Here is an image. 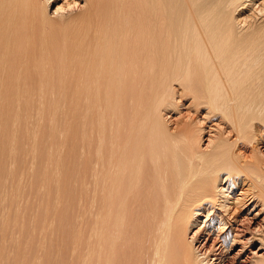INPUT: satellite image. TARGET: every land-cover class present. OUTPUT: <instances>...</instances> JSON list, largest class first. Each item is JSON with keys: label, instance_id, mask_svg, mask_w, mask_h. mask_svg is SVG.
<instances>
[{"label": "bare ground", "instance_id": "bare-ground-1", "mask_svg": "<svg viewBox=\"0 0 264 264\" xmlns=\"http://www.w3.org/2000/svg\"><path fill=\"white\" fill-rule=\"evenodd\" d=\"M221 254L264 264V0H0V264Z\"/></svg>", "mask_w": 264, "mask_h": 264}, {"label": "rangeland", "instance_id": "rangeland-1", "mask_svg": "<svg viewBox=\"0 0 264 264\" xmlns=\"http://www.w3.org/2000/svg\"><path fill=\"white\" fill-rule=\"evenodd\" d=\"M24 215H27V214H24ZM73 215H74V213H73ZM26 217V219H27V216H25ZM40 216L38 215V217H37V220L39 221V222H41L40 221ZM29 219V218H28ZM30 220V219H29ZM57 222H59L60 223V221L58 220ZM28 224V223H27ZM34 226V225H33ZM57 227H58V224H57V226L52 230V232L50 233V236H52L53 238H52V240H53V242L54 243H57L56 242V239H59V237L58 238H56L57 236H58V233H56V235H55V232L58 230L57 229ZM60 228V227H59ZM56 230V231H55ZM58 232V231H57ZM204 234V235H203ZM202 234V236L200 237V242L197 244V247L199 248V250L201 251V253L202 254H204V255H208L209 253L211 254V246L212 245H209V244H211L212 243V241H210L209 243L208 242H206V234L205 233H203ZM204 236V237H203ZM26 237V236H25ZM65 237H67V236H65ZM27 238V237H26ZM67 240V239H66ZM65 240V241H66ZM64 241V242H65ZM60 242H62L63 243V241H60ZM205 243V244H204ZM61 244V243H60ZM34 246H35V241H34V244H33ZM54 246V247H53ZM203 246H205L204 248H202ZM52 247L53 248H56L55 247V244H53L52 245ZM34 249H35V247L33 248V251H34ZM210 249V250H209ZM37 251V250H36ZM210 251V252H209ZM237 251H239V248L237 249ZM237 251H235L234 253L236 254V252ZM32 252V251H31ZM29 250L27 251V253H29V255H32L34 252H32L31 253ZM233 253V254H234ZM206 255V256H207ZM32 256H34V254L32 255ZM220 256V257H219ZM223 257H224V259H225V255L224 254H221V255H218V256H216V258L215 259H217V261H215L217 264H253L254 262V255L253 254H248V257H247V259L245 258V256H243L244 257V259H245V261H240V262H238L237 260H235V259H232V260H227V261H224V259H223ZM220 260H222V261H224V262H220V263H218ZM248 262V263H247Z\"/></svg>", "mask_w": 264, "mask_h": 264}]
</instances>
